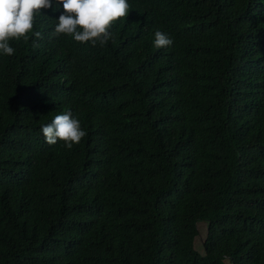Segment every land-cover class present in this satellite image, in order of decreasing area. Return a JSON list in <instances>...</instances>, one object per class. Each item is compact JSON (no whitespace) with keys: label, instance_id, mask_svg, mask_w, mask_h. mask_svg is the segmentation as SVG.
<instances>
[{"label":"trees","instance_id":"16d2710c","mask_svg":"<svg viewBox=\"0 0 264 264\" xmlns=\"http://www.w3.org/2000/svg\"><path fill=\"white\" fill-rule=\"evenodd\" d=\"M129 3L104 46L53 0L0 54V264H264V0Z\"/></svg>","mask_w":264,"mask_h":264},{"label":"clouds","instance_id":"9594fccd","mask_svg":"<svg viewBox=\"0 0 264 264\" xmlns=\"http://www.w3.org/2000/svg\"><path fill=\"white\" fill-rule=\"evenodd\" d=\"M56 6H63L52 35H66L80 43H99L104 46L113 38L112 26L128 17L132 8L129 0H55ZM53 8V0H0V54L13 55L12 40L27 42L34 32L36 17L43 9ZM59 8V7H57ZM40 38L41 32L35 31ZM156 48H169L174 41L161 30L154 33ZM41 132L50 145L63 141L67 149L79 144L87 135L81 122L69 110L56 115L48 124L41 126Z\"/></svg>","mask_w":264,"mask_h":264},{"label":"rangeland","instance_id":"374dc122","mask_svg":"<svg viewBox=\"0 0 264 264\" xmlns=\"http://www.w3.org/2000/svg\"><path fill=\"white\" fill-rule=\"evenodd\" d=\"M199 228H200L201 234L198 236L197 240H195L196 248L199 251L204 252L202 244H203V239H204V237L206 235V231H207L206 224L204 222H200L199 223Z\"/></svg>","mask_w":264,"mask_h":264}]
</instances>
